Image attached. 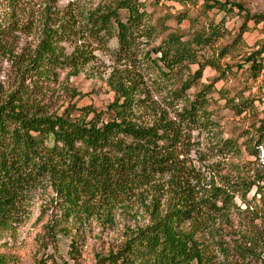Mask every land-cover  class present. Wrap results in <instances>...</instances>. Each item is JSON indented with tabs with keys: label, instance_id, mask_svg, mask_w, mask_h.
Segmentation results:
<instances>
[{
	"label": "trees",
	"instance_id": "obj_1",
	"mask_svg": "<svg viewBox=\"0 0 264 264\" xmlns=\"http://www.w3.org/2000/svg\"><path fill=\"white\" fill-rule=\"evenodd\" d=\"M16 2L7 0L10 8ZM54 2H46L38 42L25 56L10 50L6 38L13 26L0 21V56L14 60L20 81L46 83L55 81L56 71L76 77L96 63L95 45L110 54L106 86L113 99L105 110L70 106L60 114L44 113L20 87L0 101V236L20 225L31 191L48 182L64 223L59 230L56 217L46 224L52 242L68 225L112 223L113 214H127L133 200L148 215V224L128 232L120 246L95 253L93 264H215L219 254L227 257L215 226L253 213L257 196L264 200V95L245 96L250 87H244L230 96L214 84L238 72L253 82L264 74L263 47L243 50L245 33L258 27L264 32V13L229 0H153L150 6L173 2L183 9L159 18L140 0L68 4L65 10H55ZM172 20L175 28L167 25ZM206 68L217 77L203 85ZM213 93L234 116L252 120L241 143L222 137L208 110ZM78 95L72 90V97ZM200 145L217 156L240 160L245 154L254 162L242 166L244 175L218 176L203 164ZM191 151L200 160L190 158ZM254 230L241 235L242 242L254 249L261 242L262 253L264 242ZM233 248L237 257L254 255L238 244ZM76 252L77 241L70 238L71 259ZM34 264L57 262L50 256Z\"/></svg>",
	"mask_w": 264,
	"mask_h": 264
},
{
	"label": "rangeland",
	"instance_id": "obj_2",
	"mask_svg": "<svg viewBox=\"0 0 264 264\" xmlns=\"http://www.w3.org/2000/svg\"><path fill=\"white\" fill-rule=\"evenodd\" d=\"M48 1L51 0H17L16 5L10 8L7 0H0V21L5 28L8 25L13 26L6 38L8 47L13 54L25 56L34 49L39 39V32L42 27L41 20L47 10L45 5ZM140 1L147 4L148 12L155 13L154 18L164 16L166 13L176 15L183 11L179 5L173 2H165L154 7L149 5L153 0ZM229 1L242 3L251 13H264V0ZM98 2L99 0H55L54 6L55 10H65L68 4L89 8L96 6ZM191 11L194 15L196 14V9ZM210 17L213 18V16ZM219 18L220 16H214L215 21ZM236 20L237 17L230 20L226 25L229 31L235 30L234 22ZM167 25L170 28H175L176 22L168 21ZM181 27L187 28V23H183ZM260 28L252 29L244 34L243 41L246 46L243 50L250 52L254 50L255 46H257L256 48L263 47L264 50V32ZM68 44L66 42L62 44L66 52L71 50ZM108 45L110 51L115 49V40L109 41ZM94 48L95 45L92 46V49L93 54L98 58L96 63L85 65L76 77L69 76L66 78L68 71L64 73L56 71L57 78L55 81L46 83L39 82L34 77H25L20 81L16 66L12 64L14 60L0 56V101H3L10 91L20 87L37 102L46 114H60L70 106L76 108L91 107L97 111L105 110L113 99V94L106 86V79L111 72L110 66L113 63L108 52L94 50ZM191 69L192 71L196 70V66H192ZM235 74L216 82L214 89L229 90L230 96H234L244 87H250L249 91L244 93L245 96H248L249 93L255 98L264 95V89L258 90L259 87H263L264 74L256 82L249 79L247 74L240 72ZM216 77L217 74L214 71L206 68L199 82L208 85ZM72 90L80 95L72 97ZM193 92L194 89L189 94L191 95ZM211 100L208 110L213 112V120L219 124L222 137L234 138L238 143H241L242 139L239 136L242 130L249 128L252 120H242L241 117L234 116L224 107V102L219 100L216 93L212 94ZM255 106L259 110L261 109L258 102H255ZM199 150L202 158H205L203 164L209 166L210 170H213L212 166L213 172H216L218 176L244 175L247 170L242 169V166L254 162L253 158L245 154L240 160H231L227 157L214 155L209 151V148L203 145H200ZM190 158L195 159V161L200 160L193 151L190 153ZM196 165L201 166L197 163ZM253 166L257 168V165ZM29 196L25 211L21 213L22 222L20 225L15 230L2 233L0 236V264H34L35 260L50 256L56 260L57 264L64 262V264H93L95 253L117 248L125 240L128 232L137 226L148 224V215L140 203L133 200L128 203L127 214L123 213L122 209L113 214L112 223L105 225L98 220L89 219L86 222H78L73 227L68 225L66 231H63L65 233H59L57 241L52 242L48 238L49 233H46V224L54 217L59 220L56 223L57 230L61 224H64L63 220H60V214H58L57 205H55V191L48 182H44L35 187ZM243 208L241 206V210ZM251 208L253 213L233 216L227 223H220L219 226H215L222 233L224 245L229 250L227 257L219 254L215 264H264V250L262 253L260 252L261 242L257 245L258 249H254L252 245L242 242L241 238V235L246 234L253 227L254 232H256L254 235H258L259 240L264 242V200L257 196V201L253 203ZM70 238L77 241V252L73 255L74 259H71V253H69ZM234 244L247 248L254 255L243 256V258L237 257L233 248ZM262 248L264 249V245Z\"/></svg>",
	"mask_w": 264,
	"mask_h": 264
}]
</instances>
